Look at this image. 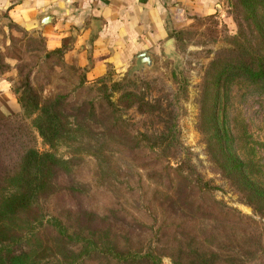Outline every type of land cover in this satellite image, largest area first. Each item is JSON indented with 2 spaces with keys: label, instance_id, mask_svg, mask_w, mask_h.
<instances>
[{
  "label": "rangeland",
  "instance_id": "rangeland-1",
  "mask_svg": "<svg viewBox=\"0 0 264 264\" xmlns=\"http://www.w3.org/2000/svg\"><path fill=\"white\" fill-rule=\"evenodd\" d=\"M13 16L0 10V187L12 190L27 151L54 154L39 209L74 238L46 222L23 264H120L107 248L164 264H264V81L249 73L264 58V0L190 12L171 24L175 56L161 41L156 69L132 75L133 62L94 77L73 36L52 48ZM29 94L62 120L53 147L35 125L41 112L26 110ZM10 229L0 240L23 232ZM79 235L90 242L71 245Z\"/></svg>",
  "mask_w": 264,
  "mask_h": 264
},
{
  "label": "crops",
  "instance_id": "crops-1",
  "mask_svg": "<svg viewBox=\"0 0 264 264\" xmlns=\"http://www.w3.org/2000/svg\"><path fill=\"white\" fill-rule=\"evenodd\" d=\"M215 1L0 0V10L8 8L15 21L37 26L52 48L73 36L71 51L78 54L84 67L92 58L88 74L95 77L109 64L120 70L129 67L143 50L157 52L161 41L169 38L171 24L182 22L190 12L207 11ZM45 16H52V20L44 25ZM95 18L101 20L97 28L92 23ZM5 93L0 92V97Z\"/></svg>",
  "mask_w": 264,
  "mask_h": 264
},
{
  "label": "trees",
  "instance_id": "trees-1",
  "mask_svg": "<svg viewBox=\"0 0 264 264\" xmlns=\"http://www.w3.org/2000/svg\"><path fill=\"white\" fill-rule=\"evenodd\" d=\"M253 62L257 67L250 69L251 78L264 81V58L254 59ZM24 98H26L24 100L26 110H38L41 112L35 120V125L38 127L43 139L53 147L56 141L61 138L62 120L56 114H50L48 107L52 108V106H48V104L41 106L30 94ZM30 107L32 109H29ZM58 164L57 157L51 152L40 154L35 150H29L24 155L21 172L12 182V190L5 192L8 187L6 185L0 187V228L7 229L10 227L12 232H18L17 230L20 226L22 228L21 231L24 232L18 236L13 234L12 240H0V264H23L28 250V248L24 249L25 244L31 245V247L33 244L41 245L42 236L46 230H41V228L46 222H50L49 225L57 229L58 235L62 238L69 236L71 237L70 239H74L73 236L68 234L66 227L59 218L47 219L46 215L39 209V200L50 193L48 189L51 179L56 174L55 168ZM232 168L237 169L235 166H232ZM29 212H35L37 216L34 219H30L28 217ZM77 241L71 242V245L90 242V239L79 235L77 236ZM19 244H21L20 253L14 248V246ZM107 249L108 255L113 256L120 264H138L142 262L164 264L162 256L154 252L149 251L143 254L137 250ZM33 264L41 263L35 261ZM75 264H81V261L77 259ZM173 264L182 263L174 261Z\"/></svg>",
  "mask_w": 264,
  "mask_h": 264
},
{
  "label": "water",
  "instance_id": "water-1",
  "mask_svg": "<svg viewBox=\"0 0 264 264\" xmlns=\"http://www.w3.org/2000/svg\"><path fill=\"white\" fill-rule=\"evenodd\" d=\"M52 20V16H45L42 20L43 24H49ZM93 27L97 28L101 25L100 19L92 20ZM164 53L168 57H174L175 52V38L171 37L164 43ZM156 69V56L150 50H143L139 52L133 59V64L129 69V75L135 72L154 71Z\"/></svg>",
  "mask_w": 264,
  "mask_h": 264
}]
</instances>
